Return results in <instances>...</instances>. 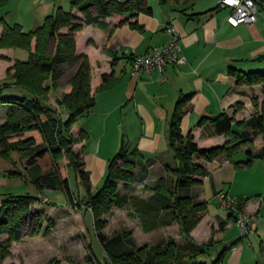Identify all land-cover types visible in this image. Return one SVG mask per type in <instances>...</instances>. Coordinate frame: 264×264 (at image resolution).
I'll return each mask as SVG.
<instances>
[{
    "label": "crops",
    "instance_id": "obj_1",
    "mask_svg": "<svg viewBox=\"0 0 264 264\" xmlns=\"http://www.w3.org/2000/svg\"><path fill=\"white\" fill-rule=\"evenodd\" d=\"M72 1L63 0L61 3L66 10H70ZM219 1L149 0L152 12H140L137 26L125 23L109 32L107 26L90 24L76 33L78 52L89 57L93 72L91 87L96 97V105L89 111L92 113L88 117V123L81 125L80 120L86 113L81 115L76 126L72 128V133L75 137L82 130L87 133L74 148L84 161L85 169L90 172L93 189L105 180L109 160L119 148L115 135L111 138L106 136L115 127L118 129L119 123H122L129 143L124 145L128 149L136 147L141 151L143 163L148 168V178L154 180L167 176L168 168L176 167V159L169 148V127L176 103L182 94L192 93V98L183 105L185 112L181 123L182 131L185 135L191 133L201 146L206 147L223 145L228 140L225 135L213 133L208 120L210 117L227 112L237 121H247L256 112L253 95L258 96L261 102L264 101L260 84L240 82L230 72L231 66L245 72L264 68V0H256L259 5L256 21L238 26H232L228 22L227 18L232 9L219 7ZM73 12L83 17L77 9H73ZM0 19L12 24L5 17ZM110 21L111 19H105L104 23L108 25ZM16 23H20L25 30H32L40 25L28 27L21 22ZM169 25L176 28L178 42L187 62L179 65L169 63L163 72L152 70L148 74L134 71V56L148 53L154 47L162 46L172 39L174 34L167 30ZM2 33L3 24L0 23V36ZM3 56L10 61L2 59ZM13 58L20 59L17 48L0 49V72L5 67V75L0 76V82L6 80V69ZM105 74H112L106 83L103 78ZM12 90L17 89L10 88L9 93ZM69 90L67 82L55 90L58 102ZM5 108L7 107H1L2 110ZM120 117L122 121L119 120ZM203 118L206 120L198 126ZM3 121L1 118L0 122ZM234 129L251 133L255 152L264 146V136L252 127H239L234 124ZM246 150L240 149L239 151L245 152L238 151L233 157L235 162L240 163L239 166L225 154L212 160L196 158L209 171L199 184L193 185L187 191L195 201L208 202L206 213L190 234L197 244H208L205 246L207 251L198 257L200 261L211 263L223 253L218 264H264V157L255 158L251 165H245L243 162L249 158ZM11 167L13 166L9 161L0 158V197L13 194L4 188L6 183L17 182L7 175V170ZM221 192L247 199L244 211L254 216L252 225L255 228V232L248 238L240 239L239 227L232 218L223 228L220 226L230 215L229 211L219 205ZM46 213L53 217L47 210ZM76 215V226L81 231L79 234L86 236L89 229L86 220L82 214ZM59 219L58 216L55 218L54 228L49 231V223L44 219L42 232L37 236H25L14 241L12 253L20 247L28 249L27 246L30 245L26 246L25 241L30 237L41 238L40 244L47 243V249L60 227L66 224L61 226ZM173 225L179 227V223H174L160 228L164 232V237L161 238L158 237L159 229L144 230L148 236L146 241L156 244L170 238L168 230ZM178 236L175 240L185 244L186 239L181 232ZM32 252L36 253L37 250ZM11 256L3 264H8ZM28 264L40 263L34 260Z\"/></svg>",
    "mask_w": 264,
    "mask_h": 264
},
{
    "label": "trees",
    "instance_id": "obj_2",
    "mask_svg": "<svg viewBox=\"0 0 264 264\" xmlns=\"http://www.w3.org/2000/svg\"><path fill=\"white\" fill-rule=\"evenodd\" d=\"M8 2L0 0V5ZM71 7L66 10L58 6L32 30H25L20 23L8 24L0 19L3 24L0 49L22 47L29 52L27 60L13 58L6 69L9 80L0 84V108H8L5 120L0 122V158L9 161L11 151L17 149L31 181L40 192L38 196L9 194L0 197V264L11 254L14 241L42 232L43 221L47 218L45 207L53 204L35 207L40 198L43 202L49 201L41 194L46 188H62L67 195L68 205L76 214H82L84 220V211L91 210L104 257L108 256L113 264H218L223 253L211 263L200 261L198 257L207 251L205 246L208 244H197L190 237L208 209L207 201H195L187 194L209 172L196 158L212 160L225 154L239 166L240 163L235 162L233 157L242 148H246L249 155L248 160L243 162L245 165H251L255 158H263L264 146L255 152L254 137L250 132L237 131L234 124L239 127L247 125L264 136V101L253 95L256 112L247 121H237L227 112L210 117L208 120L213 133L225 135L228 140L223 145L206 147L201 146L191 133L185 135L182 131L183 105L192 98V93L182 94L169 127V148L176 159V167L168 168L167 176L150 180L141 151L136 147L128 149L123 144L109 160L103 185L93 189L90 172L85 169L84 161L74 148L87 133L82 130L77 137L72 133L78 118L96 105L89 57L78 52L76 33L90 24L107 26L109 32L125 23L137 26L138 14L151 13L152 7L149 0H73ZM73 9L80 11L83 17L76 15ZM105 19H111L108 25L104 23ZM2 59L9 60L6 56ZM230 72L240 82L260 84L264 93V68L245 72L231 66ZM112 74L103 76L105 83ZM65 82L70 90L59 98L66 115L62 116L60 108L58 110L51 105L48 93L65 85ZM13 87L17 90L9 93L8 90ZM205 120L201 119L198 126ZM30 133L38 134L40 140L34 135L29 136ZM24 135L27 136L20 137ZM9 163L13 166L8 170L10 176H23L15 162ZM71 166L84 189L82 196L72 191L69 178ZM133 190L140 191V196L133 195ZM147 194L150 196L141 197ZM246 202L247 199L238 197L236 210L230 211L229 218L222 221L220 226L223 228L231 218L236 221L238 213L245 212ZM132 207L135 211L131 210L128 215H138L145 231L179 223L187 245L170 237L156 244L140 246L130 229L110 235L104 231L108 225L106 216L111 215L114 209L130 210ZM48 223L47 231L54 228V220L49 217ZM81 234L76 235L80 237ZM90 239L88 229L87 235H84V250L90 257L88 260L94 263L91 254H95ZM240 239H243L241 235ZM55 262L56 258H52L47 264Z\"/></svg>",
    "mask_w": 264,
    "mask_h": 264
},
{
    "label": "rangeland",
    "instance_id": "obj_3",
    "mask_svg": "<svg viewBox=\"0 0 264 264\" xmlns=\"http://www.w3.org/2000/svg\"><path fill=\"white\" fill-rule=\"evenodd\" d=\"M62 1L63 0H9V2L6 5H0V17H5V19L12 24L16 22H21L25 26L33 27L38 24H42L44 18L48 14H51L54 11V8L56 9L58 6L63 7L61 3ZM66 6H68V4ZM17 56L21 60H27L29 58V52L25 48L18 47ZM1 68L2 67H0V69ZM4 68L3 71L0 72V76L5 75ZM6 80L9 79L6 78ZM63 81H65V77ZM55 92L56 91L54 89H51L48 93L49 96L53 99V101L52 102L50 101V103L58 110L60 108L61 111L60 114L61 115L63 114L62 116H66L64 115L65 114L64 107L62 106V104L58 102L55 96L56 94ZM26 95L29 94L26 93ZM6 111L7 108H5V110H2L0 108V119L3 118V120H5V115L3 114H5ZM91 113L92 112H88L83 116L82 120H80L81 125H83L84 123H88V119H89L88 117H90L89 115H91ZM113 117H115V115ZM119 120L122 121L121 117ZM28 135L29 136L34 135L38 138V140H40V136L36 133L35 134L30 133ZM114 135L116 142L118 141L119 143V148L114 152L113 156L121 148L122 144L125 145L129 144L128 139L124 134L122 123H119L118 129H116L115 127V129L113 131L110 130L106 136L111 138ZM26 136L27 135L20 137L25 138ZM241 152H245V151H239L238 153ZM9 161L15 162V166L17 170L23 172V176H16V177L10 176L8 169L7 170L8 177L9 178L13 177L12 179L17 180V182L6 183L4 188L10 190L9 192L12 191L13 194H30V195L38 196L40 192L38 191L37 186L31 181L30 176L23 165L21 154L17 149L11 151L9 156ZM69 178L73 193L77 196L79 194L82 196L84 190L80 186V182L78 181L77 174L72 166L69 167ZM103 183L104 181L99 183V185L96 188L102 186ZM133 191H134L132 193L133 195L140 196V191L138 190H133ZM41 194L47 197L46 200L49 201L43 202V200L40 198L39 200L40 202L36 203L35 209L37 207L38 208L44 207V204L46 203L47 204L52 203L53 205L51 206L50 205L48 206L47 204H46L47 206L45 205L47 207L45 209L50 213L51 216H53L50 218L55 220V218L58 216L60 217L59 224L61 226L63 225V223L66 224L65 226L63 225L62 227H60V231L53 238V240L50 241L49 247L47 249H45V247L48 245L47 243L46 245L40 244L41 238L40 239L36 237L28 238L25 241V245L26 246L30 245L31 247L27 246L28 249H25L24 247L22 248L20 247V249H14L13 252L14 254L11 251L10 255L12 256L10 257L8 264H28V262L34 260L38 261L40 264H47L49 260L52 258H56L55 264H113V262L108 260V256L104 257V250L98 240L97 233L94 228V217L90 209H86L84 211V215H85L86 223L90 229V234H91L90 243L93 252L95 254V256L91 254V259L94 263L88 260L90 259V257L88 256V254H86L84 250V235L81 234L80 237L76 235L77 233L81 232L78 225L76 226L78 217L76 214H74L73 208L70 205L68 206V200L65 191L62 188H55V189L46 188L41 192ZM149 196L150 194L141 197L147 198ZM214 207L217 210L222 211V209L219 207L217 208L216 205H214ZM67 210L68 212H66ZM131 210L135 211L133 207L130 210H128L127 208L114 209L111 215L106 216V218L108 219V225L106 226L104 231L107 234H114L122 229H130L138 245L140 246L152 245L153 243H149L146 241L148 236H146V234L144 233L143 224L139 216L135 214L128 215L129 213L132 212ZM46 220L47 221L49 220L48 216ZM74 223H75V227H74ZM168 231L172 239L175 240L176 237L177 238L179 237L178 235L180 232V227H178L177 225H173L170 227ZM158 237L159 238L164 237V232L160 228L158 230ZM34 241H39V242L34 244L33 243ZM34 249L37 250L36 253L32 252Z\"/></svg>",
    "mask_w": 264,
    "mask_h": 264
},
{
    "label": "built area",
    "instance_id": "obj_4",
    "mask_svg": "<svg viewBox=\"0 0 264 264\" xmlns=\"http://www.w3.org/2000/svg\"><path fill=\"white\" fill-rule=\"evenodd\" d=\"M218 6L230 7L232 9L227 18L232 26H238L242 23H253L256 21L259 13V5L256 0H220ZM167 30L174 34L172 39L162 46L154 47L148 53L134 56L132 61V69L134 71H143L148 74L152 70L163 72L169 63L179 65L187 62L178 42L176 28L173 25H169ZM237 204L238 197L229 195L226 192L219 194V205L222 209L229 212L234 211L236 210ZM253 220L254 216L245 212L238 213L236 223L243 239L254 232Z\"/></svg>",
    "mask_w": 264,
    "mask_h": 264
},
{
    "label": "water",
    "instance_id": "obj_5",
    "mask_svg": "<svg viewBox=\"0 0 264 264\" xmlns=\"http://www.w3.org/2000/svg\"><path fill=\"white\" fill-rule=\"evenodd\" d=\"M60 103H62V101L60 100Z\"/></svg>",
    "mask_w": 264,
    "mask_h": 264
}]
</instances>
